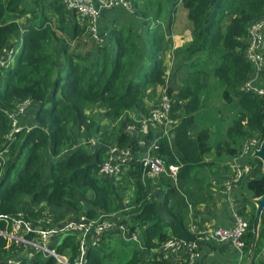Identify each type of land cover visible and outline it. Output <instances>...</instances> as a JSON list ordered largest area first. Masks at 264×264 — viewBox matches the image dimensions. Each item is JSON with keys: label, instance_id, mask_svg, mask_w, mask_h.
<instances>
[{"label": "trees", "instance_id": "1", "mask_svg": "<svg viewBox=\"0 0 264 264\" xmlns=\"http://www.w3.org/2000/svg\"><path fill=\"white\" fill-rule=\"evenodd\" d=\"M167 2L142 0L141 6L132 3L133 9H139L142 25L147 27V52L143 56L132 26L112 23L109 46L91 53L86 47L87 19L67 11L61 0H0V56L19 47L12 64L8 68L0 66L5 80L0 89V153L6 150L0 173V232H8L13 216L22 209L24 197H31L32 206H68L79 212L83 211L79 198L91 193L89 219L121 212V223L129 232L137 230L142 234L144 248L152 253L142 261L143 252L137 244L123 240L121 232L114 228L97 238L100 250L88 245L86 264H169L158 250L169 238H178V234L176 228L161 219L159 205L188 230V209L181 194L187 197L194 169L202 167L204 157L211 151L209 128L199 129L193 137L189 130L204 106V94L213 90L212 82L217 84L222 99L237 110L231 126L215 146L216 155L234 158L240 155L245 140L254 136L263 139L264 98L241 87L252 70L244 56L248 29L264 20V0H170L169 24L183 15L186 26L182 24L190 33V41L175 52L176 64L166 93L172 100V118L177 124L173 138L160 139L158 154L167 165L178 164L181 168L177 186L165 177L158 180L163 192L160 204L150 198L152 186L142 184L140 177L142 153L136 149V137L125 131L126 123H133L126 113L138 109L139 115L147 116L153 108L142 105L148 99V90L156 93V87L166 80L161 53L170 40L161 26ZM17 17H26L28 23L20 42H14L19 32ZM55 45L59 46L58 52L52 49ZM57 65H62L63 70ZM23 102L38 105L36 123L9 140L12 128L8 115ZM99 104L108 110L107 116L114 123L100 142L104 144L107 138L114 137L112 145L130 147L135 153L133 171L124 178L128 183L123 195L124 209L119 206L124 200L119 196L122 193L114 190L116 179L98 176L106 148L98 147L92 153L86 147L75 146L76 128H85L90 137L106 129L91 114ZM43 152L49 158L46 165ZM251 161L259 166V175L248 181L249 197L237 210L248 222L242 237L246 254L253 240L252 200L264 193L261 164L256 159ZM42 166L48 169L46 178ZM31 215L38 216V212ZM77 239V235L70 234L53 240L49 247L65 256L68 264H76ZM13 249L0 235V264H57L53 257L43 261L40 253L17 259L19 252L13 254ZM261 263L264 212L251 260V264Z\"/></svg>", "mask_w": 264, "mask_h": 264}, {"label": "built area", "instance_id": "2", "mask_svg": "<svg viewBox=\"0 0 264 264\" xmlns=\"http://www.w3.org/2000/svg\"><path fill=\"white\" fill-rule=\"evenodd\" d=\"M67 11H74L78 17L87 19V36L96 42L101 40L98 36L99 32V10L94 8L87 0H61ZM100 8L116 6L122 4L128 11H131L130 1L128 0H97ZM130 3V4H129ZM264 20L254 23L249 26L248 36L246 39V48L244 56L247 62L252 64V69H262L264 66V57L262 53V43L264 40ZM20 42V41H19ZM19 47L11 49L0 56V66L8 68L10 62L18 52ZM242 90L257 94L264 98V89L259 86H254L252 82H245L242 85ZM28 102H23L17 106L8 115L11 120V132L8 136L9 140L13 135L20 131L17 123L18 113L24 111ZM172 100L164 91L161 95L158 106L152 108L149 114L139 118L134 123H128L125 131H128L136 137L137 151L141 156L140 177L142 184L149 183L153 188H158V180L165 177L172 181L174 186H177L178 173L181 168L178 164L167 165L158 151L160 149V139L166 138L168 141L173 138V127L175 121L172 118ZM261 138L254 136L243 142L240 155L247 157L259 149ZM0 153V158L3 154ZM239 156V155H238ZM135 153L130 147L119 148L115 145H109L106 148V159L98 169V176L102 178H125L128 173L133 171V162ZM233 184L238 183L250 171L249 164H241L234 160L233 164ZM131 179V177H129ZM233 184L227 183L226 188H230ZM15 216V217H14ZM10 222L8 232H0V235L18 243L28 244L36 248L37 252L45 253L46 257L60 259L54 249L49 245L55 239L65 237L70 234L78 236L80 242V252L76 264H86L84 250H87L88 245L93 247L97 245V238L109 229L117 228L122 235V239L128 242L139 244L141 242L140 234L137 230L130 231L129 229L115 218V215L109 217L100 216L97 219L82 218L80 221L63 220L62 222H52L51 220H34L27 222L26 215L22 212L14 215ZM105 217V218H104ZM120 222V223H119ZM60 225V226H59ZM248 228V222L245 217L235 214L234 225L228 229H215L208 233L204 238L217 243H230L236 250L239 257V264H242V259L247 257L244 252V243L242 237L245 235ZM200 237V236H199ZM194 243L185 242L180 238H169L162 244V248L166 251L177 252L180 249H186L188 260L185 264H196V252ZM61 260V259H60ZM65 261V262H63ZM61 261L62 264H68L67 260ZM264 264V263H261Z\"/></svg>", "mask_w": 264, "mask_h": 264}, {"label": "crops", "instance_id": "3", "mask_svg": "<svg viewBox=\"0 0 264 264\" xmlns=\"http://www.w3.org/2000/svg\"><path fill=\"white\" fill-rule=\"evenodd\" d=\"M129 1L131 0H128V2ZM87 2L91 4L92 7L99 10L100 24L98 36L101 40V43L96 42L87 36L86 47L88 51L94 53L98 47L106 46L108 43V30L110 29V25L117 22L123 26H132L134 30L138 25L140 26V36L138 31H136L137 42L140 44L142 50H144L142 53L144 54L143 56H145L147 49L145 45L146 42L144 43V41L147 40L144 39L146 38L147 27L142 25L141 18L135 15L134 10L128 11L122 4L100 8L97 0H87ZM140 2H142V0H140ZM130 3L132 5V2ZM170 17L171 15L169 12H166L164 15V22L162 23V25L166 27L163 33L170 40L167 44L163 45L161 53L163 56L162 59H166L169 57L172 50H179L190 41V33L187 30H184L183 33V31L178 28L176 20H174L173 25L169 24ZM141 36H143L142 39ZM19 40L20 38H15L14 42H18ZM140 42H143L142 45ZM52 49L54 50V47ZM54 51L58 52V50ZM262 53L264 57V40L262 43ZM58 67L63 70L62 65ZM170 68L171 65L168 67V70H170ZM249 82H252L254 86L256 85L264 89V66L262 69L253 68L251 70ZM147 101L148 99L144 100L145 106H148ZM33 103H28L24 111L18 113L20 120H18L17 123L20 130H28L36 123L35 116L38 105L34 103L35 105L31 106ZM136 118L139 119L142 117L136 114ZM174 121V127H176L177 120L174 119ZM194 126L195 124L191 129L195 128ZM173 130L172 133L174 135ZM198 131L199 129H196L195 134ZM195 134H191V136L193 137ZM221 140L222 138H210L209 146L211 147V151L204 157L202 167L194 169L193 172L195 173L192 174L194 180L187 188V197L183 196L184 204L188 209V220H186L187 232L195 237V241L192 243H194L193 245L195 246V252L197 254L196 264H239L238 254L230 243H217L207 240L204 237L215 229H228L234 225V218L235 214H237V210L243 207V201L249 197L247 183L250 179L257 178L259 175V166L251 161V159H253L252 155L247 157L239 155L234 158H228L226 156L218 157L215 152V146L219 144ZM93 148L96 149V147ZM235 159L241 164H249L250 171L238 183L233 184V164ZM46 163L47 162H45V164ZM227 183L233 185L230 188H226ZM150 198L160 204L162 202L163 192L159 187L153 188L150 192ZM117 217L121 219L119 213ZM140 238L141 242L137 244L138 248L142 250L143 253H148L150 256L152 252L144 248L142 234H140ZM158 253L162 254L163 259L169 262V264H185L188 260L186 249L170 252L160 247ZM251 260L247 256L242 259V264H251Z\"/></svg>", "mask_w": 264, "mask_h": 264}, {"label": "rangeland", "instance_id": "4", "mask_svg": "<svg viewBox=\"0 0 264 264\" xmlns=\"http://www.w3.org/2000/svg\"><path fill=\"white\" fill-rule=\"evenodd\" d=\"M130 2H132V3L137 2V4H135V6H137V5L141 6L142 5L140 0H131ZM168 4L170 6V0H168L167 4L165 5L166 12H169V14H170V8L167 7ZM130 8H131V10L135 11L136 16H139L138 15L139 9H136V8L133 9L131 4H130ZM180 16L181 15H178V20H176L177 21L176 23L178 25V28L180 30H182L184 33V30H186V29L184 28L183 24L185 26H186V24L184 21V16L183 15L181 17ZM78 18H80V17H78ZM16 20L18 21V24H19V27H18L19 32L16 33V35L14 36V39L15 38H21L25 27L28 25L26 17H17ZM99 24H100V22H99ZM161 27H162V31L166 28L163 25ZM135 31H138V34L140 36L141 28L139 25L135 28ZM142 38H143V36H141V39ZM144 40H147V38H145ZM145 42L146 41H144V43ZM140 43L142 45L143 42H140ZM55 46L56 47H54V50H59V46L58 45H55ZM106 46H109V43H107ZM141 50H142V48H141ZM176 51L177 50H175V51L172 50L171 53L169 54V57H167L166 59L163 58V62H164L163 66L165 67V71H166V73H165L166 78L165 79H167V80H165V82L162 86L156 87V90H157L156 93L151 94V92H152L151 89L148 90V92H147V97H148L147 108L148 109L158 106L160 103L162 93L167 90V87L170 83V77H171V73H172L171 70L174 68V65L176 64L175 63V57L177 54V53H175ZM142 52H144V50H142ZM55 62H54V64H55ZM10 64H12V61L10 62ZM170 65H171V68H170V70H168V67ZM4 84H5L4 77H2V73H0V89L4 87ZM212 87H213V90L208 89L206 91V93L204 94V99L202 98L204 106L202 109H200L197 112L196 123L194 126L195 128L190 129V132H191V134H195L196 129H201V128L207 127V128H209V130L211 132V138H221V136L223 134H225L226 130L231 126V121H232L233 117L235 116V113L237 110L235 109L234 104L227 103L224 99H222L221 92H220V90H218L216 83L212 82ZM33 105H35V104L34 103L31 104V106H33ZM142 105L145 106V103ZM107 112H108V110L105 109L103 107V105H100V104L91 110V114L96 119L97 124L104 126L106 129L102 130L98 135H94V136L90 137V136H88L87 130L85 128H81V127L76 128L75 129V133H76L75 146L86 147V148H88L89 151H91L93 153L94 152L93 150H96L93 147L98 148V147L104 146V148H106L108 145H111V143L114 140V137L107 138V140L104 144H102L99 140L100 137L103 136L104 133H106V132L110 133V130L114 127V123L112 122V118L107 116ZM136 114H139L138 109L135 111H128L126 113V115H128L129 117L131 116L133 123H134V121L138 120L136 118ZM127 124L128 123H126V125ZM43 153H44V156L46 157V162H48L49 158H48L47 152H43ZM4 161H5L4 157H1L0 158V173L2 172V166H3ZM42 170H43L44 177L46 178V175L48 176V169H46L44 166H42ZM115 179L117 182H113L114 183V190L117 192L119 191V193H122V194H119V196L121 198H123L124 197L123 195H125L124 189H126L125 186H127L128 183L122 177L121 178H115ZM181 195H182L181 197L184 196V194H181ZM119 196H118V198H119ZM91 198H92L91 193H87L86 197H80L79 200L83 205V211L77 212L73 208L68 207V206L65 208H62V209H54V208L47 206L44 203H41L37 206H32L31 197H24L22 204H21L22 209L19 212H22L24 215H26V219H24V220L27 222H33L34 220H38V219L51 220L52 222H62L63 220L80 221L82 218L87 217V210H90V209L92 210V206L90 203ZM125 204H126V201L124 199V200L120 201L119 206L121 208H123L125 206ZM36 212H38V216H32L31 215V213H36ZM117 214H115V218L119 219V221H120V218L117 217ZM119 214H120V216H122L121 212ZM9 229H10V227H9ZM3 238L7 240V243L14 246V249L12 250L13 254H16L19 252L17 259H22L24 257L25 258H32L35 256L36 253H40V252L36 251V248H34L28 244L18 243L16 241L10 240L6 237H3ZM77 242H78V239H77ZM80 242L81 241L76 243L77 247H78L77 257H79V252H80ZM95 248H99V247L96 246ZM99 250H100V248H99ZM143 250H145V249H143ZM140 252H142V250H140ZM85 253H86V250H84V253L82 254L83 257L85 256ZM40 254H42V253H40ZM58 256L61 260L55 258L57 264H62L61 261L67 260L65 256H61V255H58ZM148 256H149V254L148 253L145 254V252H144L141 255L140 259L142 261H144V260H146L145 258H147ZM41 258L43 261H45L46 258H48V257H46L45 253H43ZM127 258H128V256H127ZM77 260H78V258H77ZM111 264H114L113 261H111Z\"/></svg>", "mask_w": 264, "mask_h": 264}, {"label": "water", "instance_id": "5", "mask_svg": "<svg viewBox=\"0 0 264 264\" xmlns=\"http://www.w3.org/2000/svg\"><path fill=\"white\" fill-rule=\"evenodd\" d=\"M214 1L215 0H211V3H213ZM252 158L258 160L261 163V170H262V174L264 175V130H263V139L261 141L259 149L252 153ZM252 204L255 207V212H254V218L252 221L253 240H252V244H251L250 250L247 255L250 260L252 258V254L254 252V249H255V246L258 240L261 217L264 212V193L260 197L253 199ZM159 209H160L161 219L163 220L165 224L176 228L178 238L182 239L185 242H189V243L190 242L192 243L195 241V237L190 235L186 230H184L183 226L181 225L179 221H177L176 219L168 215L161 205H159Z\"/></svg>", "mask_w": 264, "mask_h": 264}]
</instances>
